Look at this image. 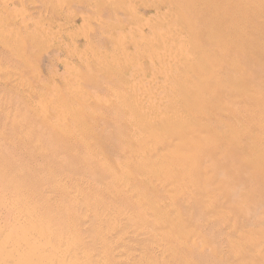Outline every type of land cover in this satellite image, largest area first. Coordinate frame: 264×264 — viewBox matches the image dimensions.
<instances>
[{"label":"rangeland","instance_id":"1","mask_svg":"<svg viewBox=\"0 0 264 264\" xmlns=\"http://www.w3.org/2000/svg\"><path fill=\"white\" fill-rule=\"evenodd\" d=\"M44 228L46 264H264V0H0V242Z\"/></svg>","mask_w":264,"mask_h":264},{"label":"bare ground","instance_id":"2","mask_svg":"<svg viewBox=\"0 0 264 264\" xmlns=\"http://www.w3.org/2000/svg\"><path fill=\"white\" fill-rule=\"evenodd\" d=\"M241 48H244V46L241 45ZM179 52L180 51H177V54H179ZM169 61H172L171 58L169 59ZM144 105L145 104H143V106ZM148 106L150 107V105H148ZM152 106H151V108H152ZM145 107L147 108V105ZM139 109H140V107H139ZM147 109H150V108H147ZM155 109H156V107H155ZM173 120H176V119H173ZM159 122H160V120H159ZM230 143H231V145H229L230 148H236L237 147V141L236 140H232V141H230ZM176 177H171V178L174 181V180H177ZM28 226H31V224ZM28 226L22 227L21 230H25L26 227H28ZM46 236H47V231L45 228L42 229L41 233L38 232L35 235H31V234L23 231L21 233V235H16L15 237L11 236V235L8 236L5 240V242H3L4 240L2 242H0V246H1L0 264H46V262L49 261V259H47L48 255H49L48 253H55L54 252L55 248H54L52 241H50ZM40 239L44 241L45 247L41 248V250L39 252H37L36 246L32 245V243L34 241L40 240ZM11 250H13L14 253ZM48 264H50V263H48ZM75 264H77V262ZM79 264H82V263H79Z\"/></svg>","mask_w":264,"mask_h":264}]
</instances>
